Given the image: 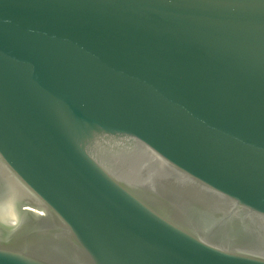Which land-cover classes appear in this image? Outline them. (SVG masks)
Masks as SVG:
<instances>
[{
  "label": "water",
  "instance_id": "water-1",
  "mask_svg": "<svg viewBox=\"0 0 264 264\" xmlns=\"http://www.w3.org/2000/svg\"><path fill=\"white\" fill-rule=\"evenodd\" d=\"M0 264H264V0H0Z\"/></svg>",
  "mask_w": 264,
  "mask_h": 264
}]
</instances>
